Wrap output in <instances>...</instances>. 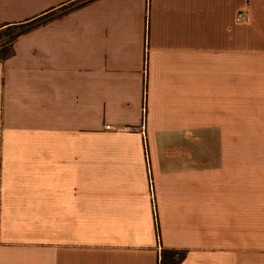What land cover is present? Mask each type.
Listing matches in <instances>:
<instances>
[{"label": "crops", "instance_id": "obj_1", "mask_svg": "<svg viewBox=\"0 0 264 264\" xmlns=\"http://www.w3.org/2000/svg\"><path fill=\"white\" fill-rule=\"evenodd\" d=\"M49 12L0 60V264H264V0H0V26Z\"/></svg>", "mask_w": 264, "mask_h": 264}, {"label": "trees", "instance_id": "obj_2", "mask_svg": "<svg viewBox=\"0 0 264 264\" xmlns=\"http://www.w3.org/2000/svg\"><path fill=\"white\" fill-rule=\"evenodd\" d=\"M53 13L54 12H49L41 16L39 15L28 23H13L6 26H0V60H3L4 58L6 59L11 55L14 40L20 33H24L36 23L46 20ZM5 29H8V31ZM4 33L6 38L2 37V34ZM184 255L185 251L183 249L165 247L161 254L160 264H179Z\"/></svg>", "mask_w": 264, "mask_h": 264}, {"label": "built area", "instance_id": "obj_3", "mask_svg": "<svg viewBox=\"0 0 264 264\" xmlns=\"http://www.w3.org/2000/svg\"><path fill=\"white\" fill-rule=\"evenodd\" d=\"M250 19V15L246 10H239L237 13V20L238 21H248ZM106 129H116L114 128V126L110 123H106L105 125ZM138 128L137 125H120L118 129L122 130V131H133L136 130Z\"/></svg>", "mask_w": 264, "mask_h": 264}, {"label": "rangeland", "instance_id": "obj_4", "mask_svg": "<svg viewBox=\"0 0 264 264\" xmlns=\"http://www.w3.org/2000/svg\"><path fill=\"white\" fill-rule=\"evenodd\" d=\"M6 31H8V29H5ZM2 37H5L6 38V35L5 33L2 34ZM247 141V138L246 137H242V135H240L239 137H237V143H242V144H245ZM254 144H259V145H264V137H255L254 138V141H253Z\"/></svg>", "mask_w": 264, "mask_h": 264}]
</instances>
